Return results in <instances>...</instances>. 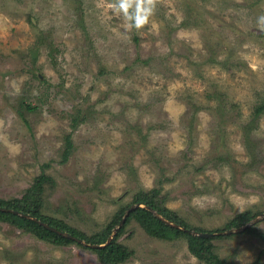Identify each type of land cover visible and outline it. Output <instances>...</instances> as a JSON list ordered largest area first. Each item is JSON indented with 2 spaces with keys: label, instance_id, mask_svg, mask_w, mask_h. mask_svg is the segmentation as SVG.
<instances>
[{
  "label": "rangeland",
  "instance_id": "1",
  "mask_svg": "<svg viewBox=\"0 0 264 264\" xmlns=\"http://www.w3.org/2000/svg\"><path fill=\"white\" fill-rule=\"evenodd\" d=\"M112 2L0 0V199L49 176L44 215L91 236L155 190L192 227L218 230L224 264H264V0H154L131 31ZM244 211L251 221L227 227ZM124 228L120 264H205L183 237L134 218ZM81 240L0 221V264H101Z\"/></svg>",
  "mask_w": 264,
  "mask_h": 264
},
{
  "label": "trees",
  "instance_id": "2",
  "mask_svg": "<svg viewBox=\"0 0 264 264\" xmlns=\"http://www.w3.org/2000/svg\"><path fill=\"white\" fill-rule=\"evenodd\" d=\"M219 62V61H217ZM223 65H227V61L222 60L220 62ZM7 95V93H4ZM27 110L31 111V106L26 105ZM264 110V104H260L259 107L254 109V117L258 116ZM80 121L78 119H74L73 126H76V123ZM65 147L63 152V161H66L70 155L71 148H72V141L67 134L65 136ZM51 180V178L45 177L43 175H39L37 181L31 187V189L27 190L20 198H11L7 200L0 199V208L5 209H12L18 211L23 214H28L33 217H36L40 221L47 223L49 226H52L60 231L68 232L69 234L84 239L86 242L93 243V244H103L107 240V237L110 235L113 227L119 222L124 209L127 207L125 206L119 207V209L113 214V217L110 219L109 222L106 223L104 228L100 231L93 233L91 236H86L84 233L79 231L78 229L65 224L64 222L55 219L53 217L45 216L42 211V203L43 197L40 196L42 192V185L44 182ZM155 190H152L151 193H141L137 195L134 199L135 202H141L146 205H149L153 209H156L160 214L164 215L171 221H175L180 225L184 226L185 228H190L191 230H195L201 233H211L216 232L214 231H206L204 229L192 227L189 225L184 219L179 217L173 211L165 208L162 204V200L155 199ZM252 214L249 211H244L237 214L229 223L227 227L235 226L239 227L250 219H252ZM135 219L140 223L141 226L144 227L147 234L152 237L156 238H163V239H175L183 237L187 241V249L188 251L194 255L199 260L203 261L205 264H224V260H222L213 249L212 244V236L202 237L198 235H192L187 233L186 231H182L180 229H175L163 224L159 219H157L150 211L145 210L144 208H137L129 213L123 226L117 231L114 235L112 240L105 246L101 248H93L92 250L96 256L98 261L101 264H120L125 262L131 255V250L128 249L126 245L119 241L121 234L124 231L125 225L132 219ZM0 221L9 222L20 229H24L29 231L36 237L49 240L55 244H67L71 242H75L72 239L63 237L59 235L43 225L28 219L27 217L21 216L19 214L12 213L8 210H0ZM245 231L251 233H257V230L253 227L247 228ZM264 238V235L261 234ZM220 237V236H218ZM80 245V244H79ZM87 248V247H86ZM89 249V247L87 248Z\"/></svg>",
  "mask_w": 264,
  "mask_h": 264
},
{
  "label": "clouds",
  "instance_id": "3",
  "mask_svg": "<svg viewBox=\"0 0 264 264\" xmlns=\"http://www.w3.org/2000/svg\"><path fill=\"white\" fill-rule=\"evenodd\" d=\"M114 14L122 16L124 28L128 31L140 30L152 17L155 10L154 0H113L107 4ZM258 24L264 28V15L258 18ZM195 261V257L192 258Z\"/></svg>",
  "mask_w": 264,
  "mask_h": 264
},
{
  "label": "water",
  "instance_id": "4",
  "mask_svg": "<svg viewBox=\"0 0 264 264\" xmlns=\"http://www.w3.org/2000/svg\"><path fill=\"white\" fill-rule=\"evenodd\" d=\"M137 206H140V207H143L145 209H147L148 211H150L156 218H158L159 220H161L162 222H164L165 224L169 225V226H172V227H175V228H178V229H181V230H184L186 231L187 233H190L192 235H198V236H202V237H207V236H210L212 235V233H201V232H197V231H194V230H190V229H185L181 226H179L178 224L172 222V221H169L167 220L166 218H164L162 215H160L158 212H156L154 209H152L151 207L147 206V205H143L141 203H138ZM134 208V207H130L129 209H127L121 220L119 221L118 225L116 227H114V229L111 231L110 235L107 237V240L105 241V243L103 244H87V246L89 247H92V248H101L105 245H107L113 238V236L116 234L117 230L121 227V225L124 223L128 213L130 212V210ZM0 210H8L12 213H15V214H19L21 216H24V217H27L28 219L30 220H33L41 225H43L44 227H46L47 229L59 234V235H62L66 238H69V239H74L80 243H83L84 244V241H82L81 239H78L76 237H74L73 235L67 233V232H62V231H59L57 230L56 228L52 227V226H49L47 223H44L42 221H40L39 219H37L36 217H33L31 215H28V214H23V213H20L18 211H15V210H12V209H5V208H0ZM261 217L264 218V213L261 214ZM252 219H250L249 221H251ZM258 220V219H256ZM252 223V222H251ZM228 232H232L231 230L228 231Z\"/></svg>",
  "mask_w": 264,
  "mask_h": 264
}]
</instances>
